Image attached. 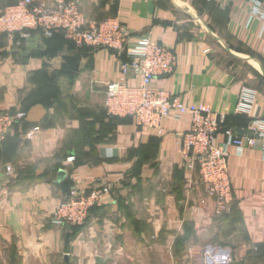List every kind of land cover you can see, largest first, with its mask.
I'll return each mask as SVG.
<instances>
[{
  "label": "crops",
  "instance_id": "obj_1",
  "mask_svg": "<svg viewBox=\"0 0 264 264\" xmlns=\"http://www.w3.org/2000/svg\"><path fill=\"white\" fill-rule=\"evenodd\" d=\"M17 1L0 0V8ZM64 1L76 2L92 22L118 18L129 46H82L65 33H0V112L24 114L0 142V264H264L263 139L238 148L223 134L229 127L259 139L252 127L264 119V89L253 116L235 115L240 88L252 77L229 70L218 52L264 68L260 24L247 28L249 0ZM146 37L176 55L172 72L155 78L152 90L226 115L217 139L230 165L228 211H218L198 172L183 166L179 143L190 115L171 116L158 132L107 113V84ZM102 185L110 192L85 224L53 221L71 192Z\"/></svg>",
  "mask_w": 264,
  "mask_h": 264
},
{
  "label": "built area",
  "instance_id": "obj_2",
  "mask_svg": "<svg viewBox=\"0 0 264 264\" xmlns=\"http://www.w3.org/2000/svg\"><path fill=\"white\" fill-rule=\"evenodd\" d=\"M249 3L247 28L259 23L257 36L262 38L264 0H249ZM30 30H43L48 36L63 31L78 45L94 48L123 51L129 46V35L118 18L89 21L76 2L60 0L48 5L35 0H18L0 9L1 33H6L10 38L19 33L22 38H27ZM127 53L130 60L121 63L119 78L107 84L104 105L108 114L131 116L137 126L158 132L171 116L190 115V127L181 134L179 143L183 166L189 173L198 172L206 194L215 197L217 210L228 211L233 200L230 165L228 153L219 146L217 139L226 115L215 113L205 104L186 103L169 92L151 89L150 84L155 78L170 74L176 65V55L170 47L146 37L138 40ZM132 71L139 76V84L131 82ZM258 96L256 88L242 85L234 114L253 116ZM22 117L23 113L0 112V142L11 134L16 120ZM252 128L259 139L252 136L241 138L229 127L224 129L223 134L228 144L238 148L244 144L255 146L257 140L261 139L264 147V119L255 120ZM109 192L108 185L71 192L55 209L53 221L60 225L84 224L91 209L99 204L100 197ZM206 258H210L208 252Z\"/></svg>",
  "mask_w": 264,
  "mask_h": 264
},
{
  "label": "rangeland",
  "instance_id": "obj_3",
  "mask_svg": "<svg viewBox=\"0 0 264 264\" xmlns=\"http://www.w3.org/2000/svg\"><path fill=\"white\" fill-rule=\"evenodd\" d=\"M9 5H12V4H9ZM2 8H4V6ZM2 8H0V9H2ZM1 34H3V33H1ZM218 52H219V54L226 57L224 60V63L227 62V67L229 68V70L234 71V72L237 71V73H239L241 76L248 75V73H249V76H251L252 79H247L246 85L252 86V87L256 88L258 91L260 88L264 89V68L262 66V69H261V64H260L262 62L257 61L256 59H254L249 54L250 55L249 57L255 60V61L252 60L251 62L249 61V64H250L249 65L244 60L238 58L235 54H232L228 50L226 51L225 49L224 50L218 49ZM225 65H226V63H225ZM252 66L254 68H257V70L253 69ZM253 77H255L257 79V82L255 79H253ZM120 117H122V116H120ZM123 117H127V116H123Z\"/></svg>",
  "mask_w": 264,
  "mask_h": 264
},
{
  "label": "trees",
  "instance_id": "obj_4",
  "mask_svg": "<svg viewBox=\"0 0 264 264\" xmlns=\"http://www.w3.org/2000/svg\"><path fill=\"white\" fill-rule=\"evenodd\" d=\"M32 31H39V32H42V33H44V35H46L45 34V32L43 31V30H30V32L29 33H31ZM61 33H64L63 31H57V32H53L50 36H48V35H46V36H48V37H52V36H54V35H56V34H61ZM4 35H7L6 33H3ZM15 38H20V35H19V33H16L15 34ZM22 40H24V39H22ZM75 43V42H74ZM82 46H87V45H82ZM88 47H90V46H88ZM12 114H16V112H11ZM108 113V112H107ZM110 117H120V116H114V115H110V114H108ZM243 116V115H242ZM21 119H23V117L21 118ZM95 208V207H94ZM93 209V208H92ZM91 209V210H92ZM91 213V212H90ZM86 223V222H85ZM84 223V224H85ZM83 225V224H82ZM71 226H81V225H71Z\"/></svg>",
  "mask_w": 264,
  "mask_h": 264
},
{
  "label": "water",
  "instance_id": "obj_5",
  "mask_svg": "<svg viewBox=\"0 0 264 264\" xmlns=\"http://www.w3.org/2000/svg\"><path fill=\"white\" fill-rule=\"evenodd\" d=\"M65 176V172L63 170H60L58 173V181L62 180Z\"/></svg>",
  "mask_w": 264,
  "mask_h": 264
}]
</instances>
